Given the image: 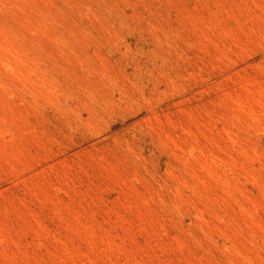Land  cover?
<instances>
[{
    "label": "rangeland",
    "instance_id": "rangeland-1",
    "mask_svg": "<svg viewBox=\"0 0 264 264\" xmlns=\"http://www.w3.org/2000/svg\"><path fill=\"white\" fill-rule=\"evenodd\" d=\"M0 264H264V0H0Z\"/></svg>",
    "mask_w": 264,
    "mask_h": 264
}]
</instances>
